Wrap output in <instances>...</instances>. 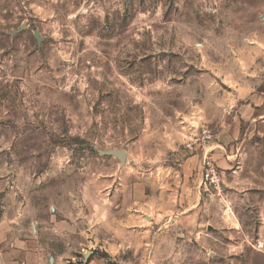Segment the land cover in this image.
Returning a JSON list of instances; mask_svg holds the SVG:
<instances>
[{
	"label": "rangeland",
	"instance_id": "374dc122",
	"mask_svg": "<svg viewBox=\"0 0 264 264\" xmlns=\"http://www.w3.org/2000/svg\"><path fill=\"white\" fill-rule=\"evenodd\" d=\"M256 96L264 0H0L4 264H264V192L200 174Z\"/></svg>",
	"mask_w": 264,
	"mask_h": 264
},
{
	"label": "crops",
	"instance_id": "0c3cea01",
	"mask_svg": "<svg viewBox=\"0 0 264 264\" xmlns=\"http://www.w3.org/2000/svg\"><path fill=\"white\" fill-rule=\"evenodd\" d=\"M255 98L233 99V127L221 126L218 141L211 144L216 150L212 158H216L219 168L233 172L234 182L243 192L242 198L264 192V98ZM256 206L260 219L257 243L264 247V200ZM52 261L50 257L49 263ZM0 264H4L2 255ZM29 264L45 263L31 260Z\"/></svg>",
	"mask_w": 264,
	"mask_h": 264
},
{
	"label": "built area",
	"instance_id": "2783aa9c",
	"mask_svg": "<svg viewBox=\"0 0 264 264\" xmlns=\"http://www.w3.org/2000/svg\"><path fill=\"white\" fill-rule=\"evenodd\" d=\"M214 140V135L211 131L205 127L200 129L199 135L193 137L186 144V148L189 151L203 153L205 145L211 143ZM212 150L204 152L202 154V163H201V182L204 186L213 187L214 189L220 188L222 185V177L219 174V171L214 163V160L211 156Z\"/></svg>",
	"mask_w": 264,
	"mask_h": 264
},
{
	"label": "water",
	"instance_id": "95a60500",
	"mask_svg": "<svg viewBox=\"0 0 264 264\" xmlns=\"http://www.w3.org/2000/svg\"><path fill=\"white\" fill-rule=\"evenodd\" d=\"M104 155H113L114 157H116L119 162L121 164H124L125 163V160H126V152L124 150H116V149H113V150H110V151H107L105 153H103Z\"/></svg>",
	"mask_w": 264,
	"mask_h": 264
},
{
	"label": "bare ground",
	"instance_id": "6f19581e",
	"mask_svg": "<svg viewBox=\"0 0 264 264\" xmlns=\"http://www.w3.org/2000/svg\"><path fill=\"white\" fill-rule=\"evenodd\" d=\"M227 215H229L228 213H227ZM228 217V216H227ZM229 219V218H228Z\"/></svg>",
	"mask_w": 264,
	"mask_h": 264
}]
</instances>
